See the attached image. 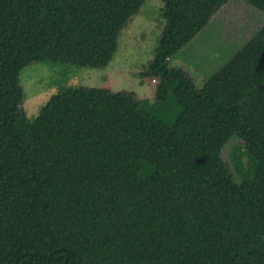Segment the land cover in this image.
<instances>
[{"label": "trees", "instance_id": "1", "mask_svg": "<svg viewBox=\"0 0 264 264\" xmlns=\"http://www.w3.org/2000/svg\"><path fill=\"white\" fill-rule=\"evenodd\" d=\"M231 1L162 0L151 109L70 87L30 121L22 70L106 68L148 0H0V264H264V28L202 88L171 66Z\"/></svg>", "mask_w": 264, "mask_h": 264}, {"label": "rangeland", "instance_id": "2", "mask_svg": "<svg viewBox=\"0 0 264 264\" xmlns=\"http://www.w3.org/2000/svg\"><path fill=\"white\" fill-rule=\"evenodd\" d=\"M162 0H148L141 13L125 28L114 60L104 69L76 65L35 63L21 74L24 90L23 110L30 121H36L51 98L70 87L100 88L110 93H133L145 108L156 106V83L143 74L148 70L165 26ZM264 28V13L246 0H232L208 26L171 62L173 68L184 70L202 88L219 70L227 66ZM159 106L165 121L173 122L179 113L176 103ZM160 118V117H159ZM245 142L233 138L223 151V159L233 171L236 181L244 182L235 161L242 151L244 175H250L254 162L244 150Z\"/></svg>", "mask_w": 264, "mask_h": 264}]
</instances>
